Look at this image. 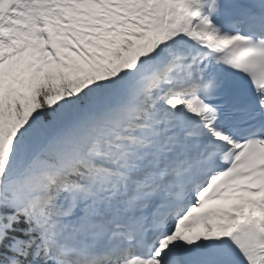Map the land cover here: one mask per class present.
I'll return each mask as SVG.
<instances>
[{"label": "snow or ice", "instance_id": "6c2138e0", "mask_svg": "<svg viewBox=\"0 0 264 264\" xmlns=\"http://www.w3.org/2000/svg\"><path fill=\"white\" fill-rule=\"evenodd\" d=\"M0 264H264V0H0Z\"/></svg>", "mask_w": 264, "mask_h": 264}]
</instances>
